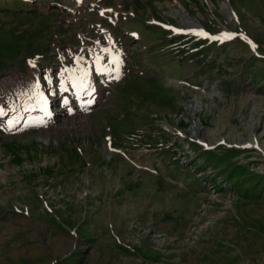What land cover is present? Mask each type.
I'll use <instances>...</instances> for the list:
<instances>
[{
    "label": "rangeland",
    "instance_id": "374dc122",
    "mask_svg": "<svg viewBox=\"0 0 264 264\" xmlns=\"http://www.w3.org/2000/svg\"><path fill=\"white\" fill-rule=\"evenodd\" d=\"M73 68L88 110L0 119V264H264V0H0L11 119Z\"/></svg>",
    "mask_w": 264,
    "mask_h": 264
},
{
    "label": "bare ground",
    "instance_id": "6f19581e",
    "mask_svg": "<svg viewBox=\"0 0 264 264\" xmlns=\"http://www.w3.org/2000/svg\"><path fill=\"white\" fill-rule=\"evenodd\" d=\"M109 70H112V69H109ZM117 72L119 73V71ZM78 74H79L78 70L74 68L68 71L67 75L62 80L61 91H60L61 93H63L64 95L69 94L71 82L74 81V78ZM84 75L87 78L86 82L88 83V86L87 87L81 86L80 89L83 94L82 99L88 100V99L94 98L96 93L99 92V87L95 82L96 78H95V73L93 70L90 69L86 71ZM110 77L112 76L111 75L102 76L103 83H106L107 81L109 82V80L111 79ZM100 80H101V77H100ZM71 94L72 96H74L72 92ZM25 98L26 99H25V104L23 108L20 109L16 114H12V119L10 118L9 124L7 126L10 129H17V128L24 129V128L33 127V126H43V124L47 125L48 120L43 116V109H42L43 105L40 104L41 99H40V94L38 92V89H35V91L33 89L32 92L27 93ZM64 98H68V97H64ZM81 107H86V106H81ZM11 112L12 110H9V112H7L8 113L7 116H9V113ZM53 117L57 118L58 114L53 115Z\"/></svg>",
    "mask_w": 264,
    "mask_h": 264
},
{
    "label": "snow or ice",
    "instance_id": "6c2138e0",
    "mask_svg": "<svg viewBox=\"0 0 264 264\" xmlns=\"http://www.w3.org/2000/svg\"><path fill=\"white\" fill-rule=\"evenodd\" d=\"M225 38L230 39L231 37H225ZM213 39H220V38L219 37H213Z\"/></svg>",
    "mask_w": 264,
    "mask_h": 264
}]
</instances>
